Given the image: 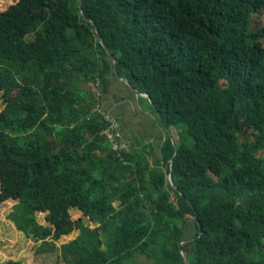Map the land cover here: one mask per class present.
<instances>
[{
  "label": "trees",
  "instance_id": "1",
  "mask_svg": "<svg viewBox=\"0 0 264 264\" xmlns=\"http://www.w3.org/2000/svg\"><path fill=\"white\" fill-rule=\"evenodd\" d=\"M12 1L0 8V203L17 202L9 220L36 253L186 264L192 241L189 264H264V27L252 28L264 0ZM96 29L116 77L193 146L178 130L155 168L112 149L98 106L114 66Z\"/></svg>",
  "mask_w": 264,
  "mask_h": 264
},
{
  "label": "crops",
  "instance_id": "2",
  "mask_svg": "<svg viewBox=\"0 0 264 264\" xmlns=\"http://www.w3.org/2000/svg\"><path fill=\"white\" fill-rule=\"evenodd\" d=\"M103 110L117 119L122 136L132 151H144L155 168L160 150L168 138L178 141L175 129L166 130L149 99L135 93L124 79L112 76L101 97Z\"/></svg>",
  "mask_w": 264,
  "mask_h": 264
},
{
  "label": "rangeland",
  "instance_id": "3",
  "mask_svg": "<svg viewBox=\"0 0 264 264\" xmlns=\"http://www.w3.org/2000/svg\"><path fill=\"white\" fill-rule=\"evenodd\" d=\"M12 0H0V8L8 6L12 3ZM264 27V14L254 15L253 17V30H257ZM264 41V39H263ZM91 86V84L84 86L85 88ZM6 104L0 94V113L5 109ZM178 129L181 132L180 139L188 146H193L192 139L187 134V127ZM177 130V129H175ZM178 130L176 132L177 136ZM1 193V183H0ZM17 204L16 201L10 200L4 203H0V264H5L10 260H22L24 264H57L58 253L38 255L36 249L38 243L32 239H29L24 233L18 230L16 225L9 220V215L13 211V207ZM71 219L75 222L80 219H84L85 223H88L92 228L97 225L90 221L88 218L82 216V213L77 209L71 208L69 211ZM49 213H39V222L43 225H51L48 220ZM188 236L194 235L193 227H189L186 231ZM79 234L78 230H73L67 235H63L58 240V246L63 243L70 242Z\"/></svg>",
  "mask_w": 264,
  "mask_h": 264
},
{
  "label": "built area",
  "instance_id": "4",
  "mask_svg": "<svg viewBox=\"0 0 264 264\" xmlns=\"http://www.w3.org/2000/svg\"><path fill=\"white\" fill-rule=\"evenodd\" d=\"M100 108L101 106H98L99 112H102L104 118L110 124L109 128L106 129L103 134L111 142L112 149L114 151H119L122 149L128 150L130 148V145L127 141L124 140L118 121L115 118L111 117L110 114L102 111Z\"/></svg>",
  "mask_w": 264,
  "mask_h": 264
},
{
  "label": "water",
  "instance_id": "5",
  "mask_svg": "<svg viewBox=\"0 0 264 264\" xmlns=\"http://www.w3.org/2000/svg\"><path fill=\"white\" fill-rule=\"evenodd\" d=\"M81 5H82V0H80L79 7H81ZM95 33H96V36H97V40H98V41L104 46L105 51L108 53V55H109V59H110L111 63H112L113 66H114V75L117 76V69H116V66H115V60H114L113 56L110 54V52H109L107 46H106L105 43L103 42V39H102V37H101V35H100L98 29L95 30ZM120 79H121V78H120ZM126 83L129 85V83H128L127 81H126ZM130 87H131V89H132L135 93L139 94L135 88H133L132 86H130ZM149 100H150V98H149ZM158 116H159V115H158ZM190 242H192V241H186V242H184V243L181 244V247H182V249H181V253H182V256H183V260H184V262H185L186 264H189V263H188L187 256H186V253H185V251H184L183 245H184V244H187V243H190Z\"/></svg>",
  "mask_w": 264,
  "mask_h": 264
}]
</instances>
